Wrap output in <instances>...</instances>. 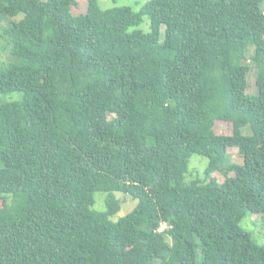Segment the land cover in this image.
Wrapping results in <instances>:
<instances>
[{
	"label": "trees",
	"instance_id": "1",
	"mask_svg": "<svg viewBox=\"0 0 264 264\" xmlns=\"http://www.w3.org/2000/svg\"><path fill=\"white\" fill-rule=\"evenodd\" d=\"M262 1L0 0V264H264Z\"/></svg>",
	"mask_w": 264,
	"mask_h": 264
},
{
	"label": "rangeland",
	"instance_id": "2",
	"mask_svg": "<svg viewBox=\"0 0 264 264\" xmlns=\"http://www.w3.org/2000/svg\"><path fill=\"white\" fill-rule=\"evenodd\" d=\"M148 0H99V5L102 9H108L116 6H128L135 12H137L140 7ZM261 10L264 13V1L261 2L260 4ZM87 11V2L86 0H78V6L73 7L71 9V13L73 15H84ZM22 15H18L12 20L14 21H19L21 19ZM149 26H150V21L147 17L144 18V22L138 27V28H133L131 30H141L143 32H149ZM163 39V34L162 37ZM0 43H2L0 41ZM253 48H250L248 58L252 55ZM0 53V57H1ZM247 94L250 96H255L258 93L256 83H255V78H254V72H251L247 76ZM22 99V93H11L7 94L2 97V101L6 102H11V101H19ZM215 132L217 134L221 135H231L232 133V126L231 124H228L226 122L217 120L216 125H215ZM242 134L244 136H249L251 134V130L249 126H246L242 128ZM229 155L231 156L232 162L238 165L243 164L242 157L239 155L238 150L236 148H230L228 150ZM4 166L3 162L0 160V169H2ZM208 166V160L202 156L198 155H193L190 159L188 171L185 174V180H200L202 183L208 182L205 176V170ZM234 176V173H222L221 171H215L212 174V177L216 179L218 184H223L225 178H230ZM105 194L103 193H96L94 198L96 201L95 208L101 209L104 208V197ZM115 197L120 201L121 205V211L119 215L116 217V220L119 217H122L128 213H130L137 205V201L133 200L131 197L123 195L121 193H115ZM2 206V201H0V207ZM241 227L250 234L252 239L258 243L259 245L264 246V217L260 214H252L248 215L246 218L243 219L241 222ZM165 228V224L162 225L161 229Z\"/></svg>",
	"mask_w": 264,
	"mask_h": 264
}]
</instances>
